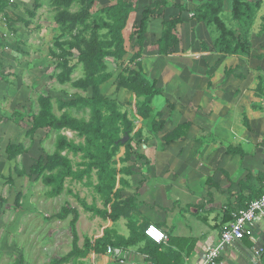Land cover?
<instances>
[{
    "label": "crops",
    "instance_id": "0c3cea01",
    "mask_svg": "<svg viewBox=\"0 0 264 264\" xmlns=\"http://www.w3.org/2000/svg\"><path fill=\"white\" fill-rule=\"evenodd\" d=\"M186 1L188 8L176 28L178 43L171 53L159 54L157 44L147 42L155 27L156 41L163 28L162 18L156 24L158 17H150L146 44L140 57L134 60L135 69L141 68L155 79L160 93L168 100L161 102L162 110L168 108V104L174 109L163 114L164 128L169 121L166 131H143L147 141L136 149L140 157L134 161L133 173L127 177L130 187L124 189L123 197L134 196L142 216L138 218V224L153 222L166 231L168 240L164 246L169 245L179 254L177 264H205L204 252L218 242L232 212L247 205L249 198H254L251 197L252 190L264 189L256 176L259 171L264 174V110L255 104L253 95L258 85L256 70L259 63L248 61L247 53L217 52L212 28L193 17L196 2L201 0ZM140 3L138 0L139 6ZM231 6L232 0H223V10ZM172 8L175 9L170 6L166 10ZM167 12L168 16L174 13ZM252 38L253 34L251 42ZM134 53L135 50L128 49L123 60L129 61ZM228 69L232 73L226 75ZM208 73L211 88H208ZM215 74L217 80H214ZM219 75L223 77L219 78ZM224 89H229L228 97V91ZM155 103L157 96L151 102L152 109ZM243 115L248 118L250 131L243 129ZM185 121L191 123L185 135L164 144L163 135ZM228 145L239 147L245 156L227 153ZM123 152L124 147H121L119 155ZM82 199L90 203L87 198ZM97 206L101 207V202H97ZM76 216L78 226L88 230L83 240L101 237L105 228H114L125 237L129 235L127 219L123 217L113 222L110 218L93 215L83 207L76 209ZM247 228L250 234L226 246L214 264H264V251L255 255L256 247L264 248V220L256 219ZM143 247L144 244L139 243L111 255L90 251L84 257L72 258L63 264H122V258L129 262L143 261ZM171 255L172 252L162 256L164 264L169 262ZM62 257L51 259L49 263Z\"/></svg>",
    "mask_w": 264,
    "mask_h": 264
},
{
    "label": "trees",
    "instance_id": "16d2710c",
    "mask_svg": "<svg viewBox=\"0 0 264 264\" xmlns=\"http://www.w3.org/2000/svg\"><path fill=\"white\" fill-rule=\"evenodd\" d=\"M96 1L50 0L54 10V23L59 31L54 41L59 52L52 51L60 69L57 79L62 84L70 82L77 89L89 90L90 95L75 94L67 100L57 99L56 109L60 114L55 112L54 102L50 96L41 94L37 97L39 109L31 116V124L26 135L32 138L40 129L54 130L58 133L54 139V150L37 157L27 174L35 180H40L47 187L46 193L49 197L58 196L63 192L73 194L84 210L93 215L103 219L110 218L113 222L122 217L127 219L129 235L125 237L118 234L114 228H105L101 237L93 240L86 237L82 247H79L74 234L70 253L49 264H63L72 258L84 257L90 251L103 254L108 246L117 251L139 243L144 244L143 260L152 261L154 264H164L162 256L172 252L173 255L169 256L167 264H177L179 254L174 249L169 245L168 247L157 244L145 236L144 228L148 223L138 224L140 213L134 196L123 197L124 189L130 187L127 177L133 173L132 168L136 164L134 161L140 157V154L134 151L132 142L138 145L144 143L146 139L143 138V128L141 126L134 130L135 121L129 117L126 110H123L122 103L108 98L101 89L102 85L112 77L106 59L112 58V65L119 67L117 61L123 60L128 53L124 31L132 13L138 11V0H115L108 6L99 7L98 12H95ZM10 3L11 0H0V15L6 24L8 26H11L13 22L28 24L26 19L8 8ZM187 3L186 0L178 2L152 0L144 6L140 12L139 21L131 23L138 50L130 60H135L142 53L149 18L159 17L163 8L172 6L176 9V13L162 20L163 28L156 41L159 54H170L178 43L176 28L181 23L182 13L188 8ZM74 4L78 5L76 10L72 9ZM260 8V0H232L230 19L237 28L228 26L223 20V0L197 1L193 17L197 22H204L208 28L214 27L216 32H212L216 33V36L213 44L217 52L234 55L247 53L252 45L251 32ZM27 12L29 15H34L33 11ZM261 20L258 35L264 33V15ZM202 46L205 45L202 44ZM74 52L77 53V62L71 63ZM79 64L82 67V75L72 80L71 74ZM231 73V69L225 71L226 75ZM207 77L208 88H211V75L208 73ZM113 83L116 89H125L137 97V115L141 119L150 120L148 131L157 133L164 129L165 120L161 118V112H153L151 106L152 100L161 92L155 79L143 72L141 68L129 69L126 66L115 77ZM256 92L261 96L263 103L260 107L264 110V88L260 83L256 87ZM72 109L82 114L75 115ZM243 121L249 128L246 115H243ZM190 124L189 121L178 124L163 135V143L169 144L184 136ZM64 129L74 131L78 137L82 138V141L75 142L69 139L61 133ZM125 134L128 135V139L122 143L121 138ZM121 147H124V152L118 156ZM5 152L9 159H14L17 155L26 153L27 148L21 143H10L6 146ZM226 152L239 154L242 158L245 156L242 149L230 145L227 146ZM70 153L79 155L80 160L74 163L69 157ZM15 170L19 175L25 173L21 169L15 168ZM256 176L262 188L264 174L259 171ZM247 179L249 180L250 177ZM67 182H79L92 188L93 201L87 203L85 199L80 198L67 185ZM260 190H252L251 197L257 198L263 192ZM21 197L22 193L17 192L16 206L20 204ZM98 199L101 207L96 204ZM253 199L249 198L248 203ZM70 212L71 209L64 205L56 216L64 219ZM231 220L232 216L226 222L229 223Z\"/></svg>",
    "mask_w": 264,
    "mask_h": 264
},
{
    "label": "rangeland",
    "instance_id": "374dc122",
    "mask_svg": "<svg viewBox=\"0 0 264 264\" xmlns=\"http://www.w3.org/2000/svg\"><path fill=\"white\" fill-rule=\"evenodd\" d=\"M151 1L141 0L138 11L132 13L128 20L124 31L128 49L132 48L137 51L138 45L136 36L132 34L131 23L139 21L142 8ZM260 1L261 8L257 13L251 32L253 44L245 58L248 61L259 63L256 80L257 84L260 83L264 88V33L258 35L262 22L261 17L264 15V0ZM114 2L115 0H97L95 12H98L99 7L108 6ZM8 8L26 19L28 24L13 22L11 26H8L0 15V264H48L51 259L60 258L71 251L74 234L77 238V245L79 243V246L82 247L84 233L88 230L84 229L82 225L78 226V222H76L78 219L75 211L82 208L77 197L65 192L55 197H49L46 193L47 187L40 180H35L27 174L29 167L37 157L54 150V139L58 132L40 129L35 132L32 138L28 137L26 133L31 124V116L39 109L37 102L39 95L50 96L54 102L55 112L60 114L56 109L55 101L57 99L67 100L75 94L90 95V91L77 89L70 82L62 84L57 79L60 69L52 51L59 52V49L54 45L59 31L54 23V10L50 5V0H11ZM77 8V4L72 7L73 10ZM27 11H33L34 15H29ZM167 11L176 13V9L166 10L163 8L156 24L161 21V18L162 20L165 19L164 17L167 18ZM230 15L231 8H225L222 12L223 20L228 26L237 28L230 19ZM154 30H157L156 27ZM155 31H152L147 38V42L154 45L156 44ZM212 31L216 32L214 27H212ZM214 34L216 35V33ZM76 55L77 53L74 52L71 63L77 62ZM106 60L112 77L102 85V93L108 98L116 99L122 103L123 110H126L129 117L135 121L134 130L142 126L146 133L150 120L138 117L137 97L125 89H116L113 83L115 77L123 71L124 67L135 69L134 60L117 61L119 67L112 65V58ZM81 75L82 67L79 64L71 74V78L75 80ZM222 77L219 75V78ZM217 79L215 74L214 80ZM220 88L222 89V87ZM225 90L228 91V95L226 94L228 97L229 89ZM164 91L166 94V90ZM171 91L173 92V90ZM219 95L220 92H218ZM253 95L256 97V105L263 103L260 94L254 92ZM164 96L162 93L157 96L153 112H161L159 110H162L161 102L168 101L164 99ZM170 105L168 104V108L162 110L161 118L163 114L173 111L174 107L170 108ZM72 112L78 116L82 114L74 109ZM242 125L244 130L250 131L244 123ZM168 127L169 121L162 131H166ZM262 130H264V123ZM61 133L75 142L82 141V138L78 137L74 131L64 129ZM10 143L23 144L27 148V152L17 155L14 159H9L5 148ZM132 144L134 151L138 150L140 145L134 142ZM119 154L118 156H120ZM69 157L74 163L80 160L79 155L75 156L70 153ZM15 168L24 170L25 173L19 175ZM67 185L80 198L85 197L90 203L93 201L92 188L79 182H67ZM17 192L22 193L18 206L15 205ZM97 202L99 204L100 200H96V204ZM64 205L71 209V212L64 219H59L56 215Z\"/></svg>",
    "mask_w": 264,
    "mask_h": 264
},
{
    "label": "built area",
    "instance_id": "2783aa9c",
    "mask_svg": "<svg viewBox=\"0 0 264 264\" xmlns=\"http://www.w3.org/2000/svg\"><path fill=\"white\" fill-rule=\"evenodd\" d=\"M232 220L224 225L220 232L219 240L216 244L208 247L204 252V263L214 264L216 259L220 256L222 250L229 244L241 240L245 235L250 234L248 224L254 222L256 219L264 220V190L255 199L251 200L245 208H240L232 212ZM145 236L157 244H164L168 240L166 231L157 224L150 222L144 228ZM264 251L262 246L255 248V255H259ZM114 249L108 246L106 254L111 255ZM122 264H154L152 261H126L121 259Z\"/></svg>",
    "mask_w": 264,
    "mask_h": 264
},
{
    "label": "water",
    "instance_id": "95a60500",
    "mask_svg": "<svg viewBox=\"0 0 264 264\" xmlns=\"http://www.w3.org/2000/svg\"><path fill=\"white\" fill-rule=\"evenodd\" d=\"M127 139H128V135L125 134V135L121 138V142L124 143Z\"/></svg>",
    "mask_w": 264,
    "mask_h": 264
}]
</instances>
